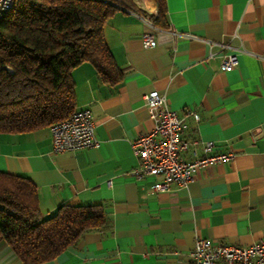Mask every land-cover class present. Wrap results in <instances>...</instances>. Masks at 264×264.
Instances as JSON below:
<instances>
[{
    "label": "crops",
    "instance_id": "0c3cea01",
    "mask_svg": "<svg viewBox=\"0 0 264 264\" xmlns=\"http://www.w3.org/2000/svg\"><path fill=\"white\" fill-rule=\"evenodd\" d=\"M164 1L150 46L141 33L144 16L157 15L155 0H131L105 21L119 82L102 81L87 61L71 70L74 108L90 109L96 147L53 152L49 126L0 132V170L32 180L42 216L61 204L99 203L108 218L40 264H191L197 237L238 245L264 239V0ZM230 50L238 63L222 70ZM152 89L185 115L183 137L199 140L197 155L201 141L212 140V152L234 156L165 191L153 189L157 177L136 176L130 143L153 127L143 99ZM0 264H20L6 243Z\"/></svg>",
    "mask_w": 264,
    "mask_h": 264
},
{
    "label": "trees",
    "instance_id": "16d2710c",
    "mask_svg": "<svg viewBox=\"0 0 264 264\" xmlns=\"http://www.w3.org/2000/svg\"><path fill=\"white\" fill-rule=\"evenodd\" d=\"M131 0H14L0 17V132L50 126L74 108L71 70L93 65L110 84L122 78L103 33L104 23ZM155 24L165 1L155 0ZM108 222L99 203L61 204L42 216L35 184L0 170V243L20 264H40Z\"/></svg>",
    "mask_w": 264,
    "mask_h": 264
},
{
    "label": "built area",
    "instance_id": "2783aa9c",
    "mask_svg": "<svg viewBox=\"0 0 264 264\" xmlns=\"http://www.w3.org/2000/svg\"><path fill=\"white\" fill-rule=\"evenodd\" d=\"M14 0H0V17ZM125 7V6H124ZM126 8V7H125ZM132 13L138 14L129 7ZM155 15L144 16L148 29L141 33L143 46L155 43ZM176 34V32H174ZM227 47L228 44L221 43ZM238 63L237 52L230 50L221 56L220 68L230 70ZM153 118V127L131 140V149L138 163L133 173L138 176L157 177L152 187L156 191L169 190L174 186H185L192 174L211 163L228 161L232 151L212 152V140L201 141L202 154L197 155L195 145L198 139L187 140L183 132L187 126L185 115H179L170 108L164 92L152 89L143 94ZM196 120L197 112L185 110ZM53 152L96 147L99 141L94 132V121L88 107L75 108L71 114L50 126ZM191 152L192 157L185 154ZM191 264H264V239L250 245L224 244L208 237H197L189 253Z\"/></svg>",
    "mask_w": 264,
    "mask_h": 264
}]
</instances>
